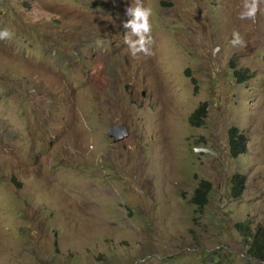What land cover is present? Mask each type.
<instances>
[{
  "label": "rangeland",
  "instance_id": "374dc122",
  "mask_svg": "<svg viewBox=\"0 0 264 264\" xmlns=\"http://www.w3.org/2000/svg\"><path fill=\"white\" fill-rule=\"evenodd\" d=\"M132 2L0 0V264H264L243 231L264 230V2L253 21L244 0H143L153 55L135 58Z\"/></svg>",
  "mask_w": 264,
  "mask_h": 264
},
{
  "label": "trees",
  "instance_id": "16d2710c",
  "mask_svg": "<svg viewBox=\"0 0 264 264\" xmlns=\"http://www.w3.org/2000/svg\"><path fill=\"white\" fill-rule=\"evenodd\" d=\"M238 82H244L246 80V72L237 71L234 74ZM206 114V105L201 104L190 116L189 123L192 126L199 127ZM229 136V153L230 156L235 159L238 156L246 152L247 139L245 135L239 132L236 128H231L228 132ZM244 176L234 175L231 179L230 196L233 199H238L244 190ZM211 190L209 182L202 181L198 184L197 188L193 192V196L190 202L197 206L199 210L203 209L208 200V195ZM236 227L241 229L242 224H237ZM245 239L247 245V255L251 259L256 260L259 263H264V230L260 226H256L254 229L245 227Z\"/></svg>",
  "mask_w": 264,
  "mask_h": 264
},
{
  "label": "clouds",
  "instance_id": "9594fccd",
  "mask_svg": "<svg viewBox=\"0 0 264 264\" xmlns=\"http://www.w3.org/2000/svg\"><path fill=\"white\" fill-rule=\"evenodd\" d=\"M261 2H264V0H244L243 11L239 13V18L241 20L248 19L254 21L260 10L259 6ZM125 14L129 19L122 23V28L126 31L124 43L128 46L131 56L135 58L141 53L146 57L153 55L152 7L145 6L143 0H133L132 4L126 8ZM11 36L12 33L8 29L0 31V39H10ZM231 44L233 47L245 46L244 39L238 31H233ZM214 51L218 52L219 48L217 47Z\"/></svg>",
  "mask_w": 264,
  "mask_h": 264
},
{
  "label": "water",
  "instance_id": "95a60500",
  "mask_svg": "<svg viewBox=\"0 0 264 264\" xmlns=\"http://www.w3.org/2000/svg\"><path fill=\"white\" fill-rule=\"evenodd\" d=\"M107 135L111 139L112 143L115 144L127 138L129 131L126 126L114 124L109 127Z\"/></svg>",
  "mask_w": 264,
  "mask_h": 264
}]
</instances>
